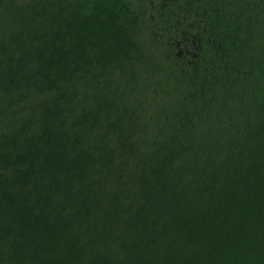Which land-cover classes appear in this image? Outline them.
Instances as JSON below:
<instances>
[{
    "label": "trees",
    "instance_id": "16d2710c",
    "mask_svg": "<svg viewBox=\"0 0 264 264\" xmlns=\"http://www.w3.org/2000/svg\"><path fill=\"white\" fill-rule=\"evenodd\" d=\"M0 264H264V0H0Z\"/></svg>",
    "mask_w": 264,
    "mask_h": 264
}]
</instances>
